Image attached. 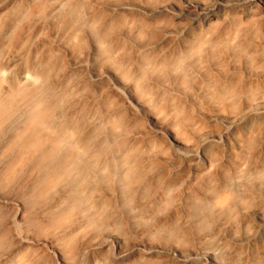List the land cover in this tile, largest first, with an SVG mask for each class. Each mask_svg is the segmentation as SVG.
Wrapping results in <instances>:
<instances>
[{
	"label": "bare ground",
	"instance_id": "bare-ground-1",
	"mask_svg": "<svg viewBox=\"0 0 264 264\" xmlns=\"http://www.w3.org/2000/svg\"><path fill=\"white\" fill-rule=\"evenodd\" d=\"M241 1L165 0L144 5L138 0H100V5L114 9L113 14L103 9L79 15V0H0V50L9 49L0 64V200L12 199L23 209L52 203L30 226L51 228L53 236L38 238L24 225L19 230L23 242L33 246L45 242L63 264H79L85 254L87 264H167L163 257H174L176 264H264V82L260 88L253 83L235 87L225 78L213 92L202 89L199 104L195 101L202 117L198 116L199 129L192 128L183 138L159 120L147 101L152 99L151 90L165 89L169 81L179 88L221 51L230 30L225 32L228 38L221 30L212 37L207 34L217 31L213 21L239 10ZM257 1L264 5V0ZM178 2L196 19L172 23L167 35L149 36L156 40L151 62L144 61L145 41H140L136 55L120 44L132 33L120 29L126 22L119 17H135L142 9L156 22L162 12L179 9ZM248 10L246 16L251 15ZM15 13L29 21L26 35L12 24ZM54 24L61 33L45 51L39 31ZM139 34L142 39L149 35ZM81 36L91 45L85 56L72 51L71 41ZM58 49L68 66L61 77L51 79ZM262 61L253 73L264 77ZM136 63L138 72L129 81L121 78ZM104 75L111 76L118 92L136 101L153 125L170 135L179 153L148 152L138 161L132 149L121 156L107 152V140L121 136L127 109L122 100H112L118 97L112 89L105 92ZM41 88L44 92L38 93ZM11 110L16 115L7 121ZM107 176L118 188L103 187ZM155 184L161 189L157 198L148 203L137 198ZM121 186L127 188L133 209L155 208L171 191L177 193L151 229L129 243L117 233L103 234L115 244L116 260L98 249L99 239L85 243L70 260L61 256L57 238L95 225L99 217L111 218ZM8 187L10 191H2ZM191 225L198 230L186 238L184 227ZM8 232L6 226L0 227V247ZM189 241L194 244L181 243ZM16 249L1 252L0 264L11 263L21 250Z\"/></svg>",
	"mask_w": 264,
	"mask_h": 264
},
{
	"label": "rangeland",
	"instance_id": "rangeland-1",
	"mask_svg": "<svg viewBox=\"0 0 264 264\" xmlns=\"http://www.w3.org/2000/svg\"><path fill=\"white\" fill-rule=\"evenodd\" d=\"M138 1L145 5V3L153 4L155 1L165 0ZM100 3V0H79L77 12L79 15H82L88 11L100 13L103 12L104 9L106 10V14H113V8L106 5L102 6ZM178 3L177 6L179 9H168L165 12H162V14L155 19L156 22L151 21L149 17L150 14L142 9L136 11L134 10V14L136 16H127L126 19L128 21L124 19L125 17H119L118 19L126 22L120 25V29L122 28V30H127V32L130 30L132 33L131 36H128V38L125 37L124 41L119 39L120 44L122 46L126 44L127 50L133 55H136L137 52L141 50L142 42L140 41H145L143 44L147 46L144 48V51H146L144 61L151 62L154 57L152 47L156 40L151 39L149 36L153 35L154 38H157L158 36L167 35V33H169L168 31L172 30V23L185 22L189 24L193 23V21L196 19L194 15L192 16L191 14L184 12L185 4L183 2ZM236 8L239 10H236L233 13H226L225 17L227 18H219L217 21H213V24L215 23L218 26L217 31L214 32V34H207V37H212L218 33L220 34L221 30L224 33V38H228L230 35V40L226 39L224 41L225 45H222L221 51L218 52L213 57V59L208 61L207 65L205 64V66L199 68V73L196 72L188 75L189 77L184 79L183 82L179 83V88L173 85L174 80H172L169 81L170 84L168 87H165V89L154 88L151 90L153 95L150 94L148 96L152 98L147 99L151 106V110L154 113H157L159 120L172 125L181 138L187 137L189 135V131L192 128L193 131L199 129V117H202L199 114V105L197 104H199V94L202 89L207 90L209 93L213 92L216 87L215 85L223 84L222 82L225 80V78H229L231 84H233L235 87H239L240 85L246 86L253 83L255 86L257 85L258 88H260L264 82V77L262 75L253 73V69L259 67L263 62L262 59H264V5L257 0H242L239 2V5ZM246 9H249L248 11L251 12V15H245L247 12ZM240 11L243 13V15ZM183 12L184 14L182 17L177 16V14ZM22 16V13H15L12 24L15 28H23V34L26 35L29 30V21H27V19ZM232 20H234V23ZM118 27L119 25L115 28L118 30ZM228 29L230 30L229 35L225 34V32H228ZM60 33L61 29L55 24L53 26H45L39 31V38L43 39L44 41L43 44L45 51L48 50L49 43L54 39V36L56 34L59 35ZM139 33H146L149 35L142 39L141 37L137 36ZM139 35L141 36L142 34ZM71 43L74 55L77 54L78 56H85L91 50V45L87 37L81 36L80 39L76 38L72 40ZM8 50L9 49L7 48H1L0 64L4 62ZM124 50L125 49H123V52ZM56 54V66L50 71L51 79L61 77L68 66L67 57L60 49L56 51ZM201 55L202 52L199 51V56L201 57ZM137 65L138 64L136 63V67H129L127 75L121 76V78L129 81V77H133L136 71L138 72L139 67L137 68ZM104 82L105 92L108 91V89H112L114 93H117L118 95V97H115L112 100L116 101V103L117 101L118 103L119 101L120 103L123 101L125 109H127L121 128V136L118 139L115 138L107 140L106 150L109 154L121 156L123 152L132 149L135 151L134 155L137 156L139 161V157L148 152L150 155L154 154L155 152L160 154H167L174 151H177L176 153L180 152V148L173 143L170 135L165 132H161L155 125H153L154 122H152V120L149 119V117L139 109L134 99H131L124 91H117L111 76L104 75ZM255 86L254 88H256ZM42 92H44V88L38 90V93ZM233 98L235 99L237 97L235 96ZM231 101H233L232 98ZM89 109L90 106L88 111ZM15 115V110L9 111V113L6 115L7 121H12ZM85 117V113L82 112V119L85 120ZM103 187L113 190L118 188V186L113 184L111 176H107ZM9 189L10 188L8 187L2 189V191L8 192L10 191ZM120 189L121 196L118 197V200H114L117 202V206L114 207L113 214H109L111 215V218H106L104 216L99 217V219H95V225L82 227L80 231H73L70 232L66 237H62L61 235L57 238L58 244L60 246L61 256L70 260L68 257L75 255L85 243H88L93 239H99L101 243L98 249L101 250L103 254L107 256V258L116 260L118 255L115 249V244L109 239L105 238L103 234L108 231L117 233L122 238H124L127 243H129L133 236L151 229L152 225L157 221L155 218L161 215L165 207L170 206L173 203L174 197L177 193L176 191H171L166 202L156 205L155 208L146 207L143 209H133L134 203L132 202L133 200L128 198L127 188L125 186H121ZM160 192V187L158 184H155L152 187L145 188L141 193L138 194L137 198H140V200L143 202L148 203V201H151L153 197L157 198ZM66 201L68 202V200ZM0 203H2L0 204V227L6 226L9 229V232L5 236L0 247V254L1 252L5 251H13L14 247L15 250H17L16 248H18V250L21 248L22 250H19L12 262L9 264H63L60 259V255L45 245V242H40L34 246L30 244L28 245V243L23 242V239L20 237L19 233V230L24 225H27L30 231L33 230V234L38 238L48 239L52 237L53 229L44 226L41 227L40 224H37L36 226H30V222L38 217L39 214L41 215L42 212H46L52 206V203H48L46 201L45 203L38 205L35 209H23L12 199L3 200ZM88 214L91 215L92 211H90ZM114 217L117 218L119 222H116ZM184 230L187 232L184 235H187L186 238H188L191 236L190 232L192 231V233H194L198 230V228H194V226L191 225L185 226ZM181 243L190 245L194 244L193 242L190 243V241ZM19 255L21 257H19ZM88 257V254H85L84 257H81L79 264H87ZM176 260H174V257H171L170 260H168L167 257H165V259L164 257L162 258V261H169L167 264H176ZM153 264L164 263L155 262Z\"/></svg>",
	"mask_w": 264,
	"mask_h": 264
}]
</instances>
